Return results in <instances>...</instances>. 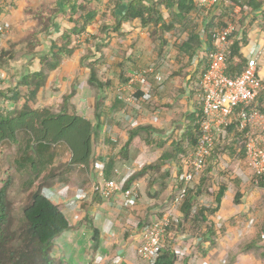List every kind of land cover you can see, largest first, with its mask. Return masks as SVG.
Here are the masks:
<instances>
[{
	"label": "trees",
	"instance_id": "1",
	"mask_svg": "<svg viewBox=\"0 0 264 264\" xmlns=\"http://www.w3.org/2000/svg\"><path fill=\"white\" fill-rule=\"evenodd\" d=\"M60 1V5L56 0L47 6L40 4L35 9L24 8L25 18L36 21L35 31L31 33L33 38L30 42L31 52L39 44L38 36L40 35L49 36L50 45L40 56L39 70H27L25 74L18 75L19 78L15 84L7 88H0V101L6 99L13 103L17 102L21 96L20 86L27 90L24 102L19 107L0 108V144L16 145V155L12 160L15 170L28 172L27 178L23 181L25 198L18 209L9 199L13 181L11 173L6 174V179L0 186V264H57L51 255L52 240L70 229L71 225L67 217L60 211L58 202L53 198L46 197L42 190L46 187L49 189L56 182L66 181V178L62 176L64 172L68 173L74 170L87 172L90 166H94L97 161L104 163L105 178L110 177L116 162L115 157L112 155L102 157L92 153L93 136L94 134L95 136L98 135L96 129L101 125L100 122L104 118L101 107L107 88L112 86V80H102L98 77L97 68L102 57L101 48L107 46L114 35H124V32L120 30L122 24L126 21L137 20L141 27L148 29L149 37L158 42L161 52L167 43L165 33L173 29L175 24H178L186 32V38L175 45L176 57L178 59L185 58L188 64L192 62L202 44L197 30L198 24L192 23L188 16L191 11L196 10V0H128L124 4L119 0H111V5L107 6L110 18L102 19L96 32L89 35L87 41L92 44V48L82 58L86 60L87 83L98 91L93 112L96 125L92 124L91 119L68 111L67 99L74 94V88L69 94L63 96V103L58 112L47 107L35 108L30 102L35 98L38 89L44 85L46 79L44 69L51 71L58 68L61 60L73 53V49L70 48L71 35H80L88 25L94 23L98 15L96 5L101 0ZM228 1L229 3H226L225 0H219L213 7L214 13L218 10L219 14L217 15L224 18L228 15L229 7H226L228 4L231 6L239 4L242 10L245 7L250 11L261 8L263 3V0ZM161 6L169 12L167 22L163 18ZM59 13L62 17L68 16L72 24L71 27L64 30L59 29L56 20ZM262 17H264V10ZM212 26V20L205 26V53L203 52L205 55L200 57L203 61V68L197 76H191L190 72L184 74L192 87L189 90L190 94L197 97L196 101L199 105L196 107V111L186 116L180 131L169 134L166 139L160 137L156 141L152 138V133L161 134L162 132L146 123H136L128 129L127 140L121 147L122 154L127 155L128 146L136 135H139L146 143L160 148L161 152L154 161L145 163L135 170L124 184V189L128 188L131 182L138 177L145 179L150 189L153 183L159 179L162 181L168 174V172L161 171V167L168 162H174L177 167L175 183L171 192L180 186L179 177L182 171V161L191 154L198 139L197 135H199L202 112L197 84L199 76L207 65L206 53L213 48ZM53 28L56 30V36L52 32ZM52 33L54 38L51 37ZM246 43L247 37L244 31L235 30L230 35L227 54L224 57L228 75H238L245 67L246 59L241 49ZM13 58V47L0 49V65L10 64ZM132 65L130 66L131 72L136 71V66ZM198 66H201V63ZM116 67L120 69L121 82L125 83L129 75L124 73L126 63L121 62ZM139 95L140 93L136 97ZM247 109L248 111L264 112V89L257 94ZM236 112L237 109H234L229 124L225 128V136L211 147L202 168V172L204 170L203 175L187 190L184 200L178 207L181 216L179 215L177 220L172 221L166 228L165 244L152 264H177L175 238L179 233L189 231L190 234L199 237L201 240H209L210 243L215 241L217 224L214 220L216 217L214 214L219 208L221 198L227 191L225 179L229 178L226 166H224L225 163L220 168V171L224 173L223 180L212 182V188L209 185L210 176H207L214 167L212 162L219 158L227 157L242 162L244 160L243 136L246 130L239 128L235 120ZM106 142L109 143V139H106ZM56 145H63L70 153L68 161L60 165L55 163L57 153L54 147ZM257 180L256 184L253 179L249 182L263 188L264 174L258 176ZM161 181H158L156 194L166 188V184ZM231 181H234L237 186L240 180L237 177ZM198 196L204 197L205 200L203 202L198 201ZM240 196V192L236 190L233 201L237 203ZM256 242L244 245L243 251L252 248L257 252L258 245ZM259 253L262 257L264 256V251Z\"/></svg>",
	"mask_w": 264,
	"mask_h": 264
},
{
	"label": "crops",
	"instance_id": "2",
	"mask_svg": "<svg viewBox=\"0 0 264 264\" xmlns=\"http://www.w3.org/2000/svg\"><path fill=\"white\" fill-rule=\"evenodd\" d=\"M13 1L14 3L11 5V8L15 9L16 11H11V17L19 14L20 17L25 21H33V25L35 26V20H29L25 18L24 8L30 7L31 9H35L40 4H36L35 7H32L30 6V4L28 5L27 2L23 0ZM54 1L56 0H50L49 4ZM57 1L60 5L61 1ZM122 1L123 0H121V3ZM195 4L196 10H194L193 12L191 11L188 16L190 17L193 14V17L196 16V18L199 19L200 22L197 30L202 44L200 49H198L197 51L198 56L195 59L193 58L192 60L193 68L190 71L191 76H197V74L203 68V61L202 59H200V57L203 56L205 48L206 29L204 30V28L206 24L211 20V15H213L214 13L213 7L208 9L205 8L208 11V14H206V12L198 10L200 5H198L196 1ZM160 9L162 11L163 18L167 22L169 19V12L165 10L163 6H161ZM263 10L264 0L261 8L250 11L245 7L242 10L239 4H233L231 6V11L237 13V18L239 20L237 30L244 31L247 37V43L241 49L244 56L253 54L255 48L258 45L264 43V17H262ZM216 14H219V11L216 12ZM190 19L194 20L191 17ZM56 20L60 30H64L65 28H69L72 26L71 21H69L68 19V16L62 17L59 13V16ZM131 21L133 22H124L120 30L123 31L124 35L128 37V45L135 44L133 48L132 45L130 47L131 49H133L131 50L130 57H134L135 59L138 58L142 61L149 55L141 53V49L143 48H140V46L142 45L144 48L147 47L148 51L150 52L152 48L150 41L152 40H150L151 38L149 37V32L146 27H141L140 23L137 20ZM177 27L180 26L178 24H175V27L173 29H170L165 33L167 43L164 45L162 53L161 51H159V45L157 44L158 53H161L163 57L166 56V53H168L167 51L174 52V57H176L175 45L186 38V32L183 31L181 27V35L179 38L170 36L169 33H172V30ZM52 30V32L55 33L56 36L57 33L55 28H53ZM53 33L51 36L52 38H54ZM168 34L169 37L167 38ZM4 38L0 41V49L9 48L2 45V41L4 40ZM38 39L40 40L39 44L43 43L47 45V48L43 49L42 51L33 53V55L35 56L33 57V59H37L40 61L41 54L44 53L50 45V38L49 36L44 37L41 35ZM130 57H127V62H131V64L133 62L134 64L132 66H137L136 62L131 60ZM66 58L68 57L63 58L61 62ZM257 59L258 75L264 82V53ZM26 60V56H22L17 60V62H24ZM14 63L15 62L13 58L10 61V64H7L9 66L8 68L11 67V69L14 70L12 74H8L0 68V88H7L15 84L16 80L19 78L18 75L25 74L27 70L35 71L39 70L40 68L27 67L25 71H20L19 66H16L14 68ZM119 63L121 62H117V64ZM122 63H126V61ZM200 63L201 66H198ZM56 69H53L50 72ZM114 70L116 80H118L117 84L120 86L123 85L124 83H122L120 80V69L116 67ZM130 72L131 70L129 68L127 74H129ZM108 80H112V86L110 88L114 90L116 88V84L114 83L113 79ZM181 80H184L183 82L181 81V85H178L176 80H170L165 85L161 87L159 86L160 88L158 87L161 94V96L159 97L160 103L163 106H166L156 108L157 112L160 114V118L162 116V120L159 119V122L155 123L154 121H152L153 116L150 115V118H143L141 122H137L146 123L151 125L153 128L161 130V134L152 133V138L154 137L156 139H159L160 137H162L163 139H165L169 136V134L177 133L181 130L180 128L183 127L186 116L196 111V107H198L199 105L196 101L197 97L190 94L189 90L192 87L188 83L186 76L184 77L183 75L181 77ZM46 82H44V85L38 89L35 98L30 103L35 108L47 107L52 111L58 112L60 108L58 107V104H53V99L57 97H62L63 99V96L69 94L71 89L68 93H66L67 90L64 89L65 85H62V83H60L59 87L62 90L58 95H56L52 90L46 91ZM156 82L159 83L158 80H154V84H157ZM21 87L23 86H20V88ZM108 89L109 88H107V90ZM74 90V94L69 98L77 99L76 96L78 94V89L74 87ZM106 96L107 92L105 94L104 103L101 107L102 112L104 113V118L103 121L100 122L101 125L96 129V133L98 135L95 136L94 134L93 136L92 153L93 155L102 157L105 155H112L115 157L116 162L113 171L111 172L110 177L107 178L114 179L127 172L126 170H124V167L127 166L124 165V162L126 163V161H129V164H131L132 166V168L130 169H133L135 171L141 165L154 161L160 153L157 154V156L153 160H150L149 162L144 161L138 164V162L136 161L137 158H144L141 155L140 157L138 154L135 155L134 153H132V151L136 150L133 148V146L135 144V139L140 138L139 135L133 137L131 143L128 146L127 155L121 153V147L127 140L128 129L132 126L127 129L125 133L126 138L124 140L119 138L117 142V138L114 136V134L117 133L115 128H118L120 124L118 122H115V120H113L110 116L113 113H116V115L119 116L124 106L119 100L115 101L113 99L112 102L108 101ZM21 99L22 101H20ZM21 99L19 98V100L14 103L5 99L4 102L7 101L9 103L8 105L10 106V109H12L14 107H19L24 102V98ZM75 113L78 114L77 112ZM163 114H165V116H163ZM78 115H82L91 119L92 124L96 125V120L93 113L92 115ZM174 119H177L178 121H175ZM106 139H109V143L106 142ZM158 149L160 150V148ZM66 153L67 155L65 158L57 157L55 163L68 161L70 153L69 151H66ZM234 162L242 163V161L240 160H235ZM234 162H232V164ZM224 166H226V164H224ZM161 171L168 172V174L162 180L163 183L166 184L165 190L156 194L157 186L159 185L161 179L158 180L159 182L157 181L153 183L152 187L149 189V186L145 179L138 177L132 181L137 186V196L130 198L124 197V195L120 191L114 192L109 197H102L99 192L98 194H96V185H100L103 180L107 179L104 176L102 178L103 180L101 181L97 169L92 165L87 172H81L82 175L81 177L79 175L76 183L68 185V181L56 182L53 186L49 187V189L53 191H56L61 187L66 188V192L64 194H55L53 200L58 202L60 209L63 207L68 208L69 211L74 214L73 220H69L71 228L62 232L52 240L51 255L56 260L57 264H148L147 262L143 261L138 255V247L142 241V229L157 217H159L163 211H165L169 201L168 195L170 194L171 196L174 193V191H171L173 190L172 187L175 183V177L177 174L176 164L174 162H168L161 167ZM245 172L248 173V170L245 169ZM230 177H227L226 181L227 191L221 198L219 208L214 214L216 216L214 217V220L217 224L215 241L210 243L209 240H201L199 237H195L194 235L190 234L189 231H185L182 234L179 233V237L175 242V248L182 252V258L179 259V261L177 260V264H226L227 260L229 264H251L256 262L253 260L254 256L261 258L259 260H264V256L262 257V255H260L258 251L255 252V250L252 248L247 251H243L242 249L244 245H247L250 242L257 241V239H255V236H253L254 234H251V232L254 231L253 227L252 229L250 228V231L246 227L248 219L252 218L255 223V228H257L258 226V228L264 231V210L262 211V214L256 212L259 208L262 207L261 200L257 197V193L259 192L257 188H263L250 184L249 180H242L239 177L238 178L240 181L236 186L234 181H231L233 179ZM236 190H238L241 194L237 203L233 201L234 193L236 192ZM201 198L202 200H205L203 199V197ZM158 212L159 214H157ZM180 213L181 212L177 210L176 214L180 215ZM221 221H223L222 224H219L218 222ZM218 224L220 227L221 225L224 226V229L222 231H219V229L221 228H218ZM259 224L261 225L259 226ZM248 231L249 234H247ZM241 240L244 241L242 242V244L240 243ZM236 246H239L240 250H237ZM190 258L192 260H190ZM194 258L196 259V261Z\"/></svg>",
	"mask_w": 264,
	"mask_h": 264
},
{
	"label": "rangeland",
	"instance_id": "3",
	"mask_svg": "<svg viewBox=\"0 0 264 264\" xmlns=\"http://www.w3.org/2000/svg\"><path fill=\"white\" fill-rule=\"evenodd\" d=\"M27 2V4L32 7H35L36 4H42L44 6H47L50 2V0H23ZM121 2V0H119ZM123 1H128V0H123ZM122 3H126L123 2ZM226 3H229L228 0H225ZM14 3L13 0H0V26L4 27L5 30V38L2 41V45L6 47H12L14 48V68L16 66H19L20 71H25L26 68H39L40 67V61L37 59H33L35 57L33 53L42 51L43 49L47 48L46 44H37L34 48V51L31 52L30 50V42H32L33 38L31 37V33L35 31L33 21H25L20 17L19 14L14 15L11 17V11L15 12V9L11 8V5ZM32 4V5H31ZM111 5V0H101L96 6L98 8V15L96 17V20L94 21L93 24L89 25L86 30L81 33L80 35H71V42H70V48L73 49V53L70 54L68 58L63 60L59 67L50 72L45 70L46 73V79H45V88L46 91L52 90L55 92L56 95L59 94V92L62 90L59 87V84L62 83V85H65V88L67 90L66 93L70 91L72 88L78 89V94H77V99H72L69 98L67 99L68 104L66 107L69 109L70 112H77L78 114H86V115H92L94 108H95V101L97 99V89L89 86L86 83V77H87V70L85 67V62L86 60H83L82 58L86 56L92 48V44L87 41L89 38V35L92 33L96 32L97 26L99 25L100 21L102 19L110 18L108 8L107 6ZM227 8L229 7L228 15L227 17L222 18V16L217 15L216 10L213 15H211V20H212V30L216 28H220L224 25V20H229L236 18V27L239 24V20L237 18V13H234L231 11L230 7L231 5L228 4L226 6ZM199 11L206 12L208 14L207 9L202 8L199 6L198 8ZM118 11L116 10V13ZM118 15V13H117ZM213 16V17H212ZM219 17L218 19L216 17ZM194 20L191 19V22L194 24L199 25V19L193 17V14L190 16ZM12 18V19H11ZM221 19V20H220ZM190 20V19H189ZM133 21H129V23H132ZM206 28H204L205 30ZM208 31V29H207ZM181 29L180 27L175 28L172 30V33H169L171 37L175 36L177 38L180 37ZM169 34L167 35V38L169 37ZM41 36V35H40ZM38 36V38H40ZM204 36V35H203ZM152 40V39H150ZM152 48L150 52L148 51L147 47H143L142 45L140 46L141 53L143 54H148L144 60L141 61V59H135L134 57L131 58V45H128V37L125 35H115L111 38L110 42L108 43L107 46L101 48L102 52V57L100 58V64L97 68V75L100 79L105 80V79H113L114 83L116 84V88L112 90V88H109L107 92V100L112 102L114 99L115 101H121L122 105L124 106L123 110H121V113L116 115V113L111 114V118L115 120V122H118L120 125L118 128H115L117 133L114 134V136L117 138V142L119 138L124 140L126 138V131L127 129L132 126L135 122L134 118L137 114H141L143 118H150L154 113L156 112V121L155 123L159 122V119L162 120V116L160 118V114L157 112L156 108L159 107H166L163 106L160 103L159 97L161 96L160 94V87L165 85L167 82L170 80H176L178 85H181V81L183 82L184 80H181V77L187 73L190 72L193 68V63H186V59H178V57H174L175 53L172 51H167L166 56L163 57L161 53H158V42L155 40L150 41ZM133 43V40H132ZM135 44L132 45V48L134 47ZM130 52V53H128ZM141 55V54H140ZM139 55V56H140ZM22 56H26L27 60L24 62H17L18 59H20ZM198 56V54L194 57V59ZM127 57H130L131 60L136 62V69L137 71L142 72L145 77L153 83V91L151 98L149 100H141L140 98L135 99L136 93L132 95L131 90L126 87V85H118L115 77V65L117 62H125L126 61V68H125V74H127L128 69L132 65L131 62H127ZM83 60V61H82ZM138 61V62H137ZM83 62V63H81ZM9 66L7 64H1L0 68L7 72L8 74H12L14 72L13 69L8 68ZM117 73V72H116ZM158 73L160 76V80L158 81L159 83L154 84L155 77L154 75ZM48 77V78H47ZM112 77V78H111ZM125 84V83H124ZM160 86V87H159ZM159 87V88H158ZM181 88V87H180ZM157 92H156V91ZM20 99L24 98V96L27 94V90L24 87L20 88ZM121 95L123 98H127V100L123 99H118L117 96ZM138 95V93H137ZM47 97V94H46ZM134 98V100H133ZM72 99V100H71ZM22 101V99L20 100ZM63 102L62 97H57L53 99V104H58V107L60 108L61 103ZM167 101V100H166ZM165 101V102H166ZM61 102V103H60ZM51 103V102H50ZM39 104V102H38ZM71 104V106H70ZM184 104V103H183ZM186 104V103H185ZM82 106V107H81ZM57 107V108H58ZM151 115V116H150ZM165 116V114H163ZM175 121H178L177 119H174ZM177 123V122H176ZM154 138V137H153ZM156 139V138H154ZM166 139V138H165ZM158 139H156L157 141ZM135 143V144H134ZM133 148L136 149L135 151L133 150L132 153L135 155L138 154L139 157L140 155L144 159L137 158L138 164L141 162H149L150 160H153L157 154L160 153L161 149L159 150L158 147L155 145H150L143 141L142 139H135ZM132 148V149H133ZM55 152L57 153V157L59 158H65L67 153H66V148L63 145H56L54 147ZM16 155V145L13 144H8V145H1L0 144V186L6 179V174L11 173L13 176V181L12 185L10 187L11 189V194L9 196V199L12 201L13 205L18 209L20 204L23 202L25 198L24 194V183L23 181L27 178L28 172L23 170L22 172L16 171L15 170V165L13 163V158ZM142 160V161H140ZM236 159H230L227 157L224 158H219L215 160V162H212L213 168L211 169V173L208 174L207 177L210 176L209 178V185L210 188H212V182L215 181H221L224 178V173L220 171L221 166L225 163L226 164V169H228V175L230 178L235 179L237 178L235 176L236 172L241 170L243 172V178L246 180V175L248 173L245 172L246 167L242 163L234 162ZM122 161V159H121ZM213 161V160H212ZM232 162H234L232 164ZM63 162H57V165L62 164ZM133 164V163H132ZM124 165H127L124 167V170L129 171L130 168H132L131 164H129V161L124 162ZM140 166V165H136ZM204 172V170H203ZM203 172H201L199 178L203 175ZM230 172V174H229ZM30 174V173H29ZM81 177L82 173L79 172L78 170H74L72 172H64V178H66V182L68 185L74 184L77 182L78 177ZM198 178V180H199ZM197 180V181H198ZM227 181V178L225 179ZM65 182V181H64ZM48 188H44L42 190V193L47 194L48 193ZM63 187L60 189L53 191V192H58ZM259 192L257 193L258 199L261 200V205L262 207L259 208L256 212L259 214H262V211L264 210V189L257 188ZM233 191V190H232ZM231 191V192H232ZM49 194V193H48ZM47 194V195H48ZM172 196V195H171ZM170 194L168 195V198L171 197ZM204 199V197H203ZM159 214V212L157 213ZM220 221V220H218ZM247 229L250 228L254 229L251 234H254L255 239H257V244H258V252H262L264 250V231L262 229L255 228V223L252 218L248 219L246 223ZM261 224H259L260 226ZM219 231H222L224 229V226L221 225V227L218 225ZM247 231V230H246ZM249 231L247 234H249ZM256 234V235H255ZM179 234L176 235L175 242L177 241V238ZM263 235V237H262ZM244 242L243 240L240 241L242 244ZM241 246V245H240ZM237 250H240L239 246H236ZM177 251L178 249L175 248ZM255 255V254H254ZM252 257V256H251ZM261 258H258L257 256L253 257V260L256 261L251 264H264V260H259ZM227 260V259H226ZM226 263V261H225ZM229 264L228 260L227 263Z\"/></svg>",
	"mask_w": 264,
	"mask_h": 264
},
{
	"label": "built area",
	"instance_id": "4",
	"mask_svg": "<svg viewBox=\"0 0 264 264\" xmlns=\"http://www.w3.org/2000/svg\"><path fill=\"white\" fill-rule=\"evenodd\" d=\"M218 1L196 0V3L208 9L214 7ZM236 22V18L224 20L222 27L213 29V48L206 53L205 59L207 65L199 76L197 84L200 92L199 101L202 118L196 145L189 157L182 161V171L179 177L181 184L170 197L165 211L142 229V241L138 247V255L148 264L154 262L158 252L163 248L166 241V228L179 217L176 214L179 205L184 200L187 190L197 182L213 144L225 136V128L229 124L234 109H237L235 120L239 128L246 130L243 136L245 157L242 162L248 170V175L245 178L246 180L253 179V182L256 184L258 176L264 174V112L256 110L248 111L247 109L255 100L257 94L264 89V82L258 75L257 59L264 53V43L258 45L253 54L245 56L246 65L238 75H228L226 73L227 64L224 57L227 54L230 35L237 30ZM4 37V27L0 26V41ZM204 53L203 55H205ZM154 77L156 80H160L158 73ZM123 85H126L131 90L132 95L140 93L138 99L147 101L151 98L153 91L152 82L140 71L136 70L129 73L128 80ZM117 98L127 100V98H123L120 94ZM8 104L7 101H0V108L10 109ZM152 114V121L155 122L156 112ZM134 120L135 122H141L143 116L137 114ZM94 167L97 169L102 181L104 177V163L97 161ZM133 172L134 170L130 169L118 178L103 180L100 185H96L95 189L102 197H109L116 191H120L126 198L136 197L137 186L134 182H131L129 187L124 189V184ZM243 175L241 171H237L235 174V176L244 180ZM65 192L66 188L58 192H53L49 189L48 195L43 194L52 199L55 194H64ZM197 200L203 202L200 196ZM60 211H62L68 220H73L74 214L68 208L63 207ZM222 222L218 223L222 224ZM176 258L178 261L182 258L180 250L176 251ZM190 260L192 259L190 258Z\"/></svg>",
	"mask_w": 264,
	"mask_h": 264
}]
</instances>
